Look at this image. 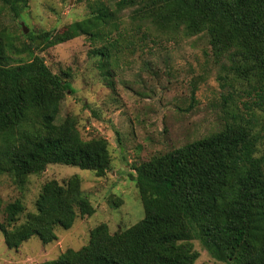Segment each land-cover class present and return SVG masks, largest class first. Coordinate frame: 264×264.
Returning a JSON list of instances; mask_svg holds the SVG:
<instances>
[{
  "label": "trees",
  "instance_id": "1",
  "mask_svg": "<svg viewBox=\"0 0 264 264\" xmlns=\"http://www.w3.org/2000/svg\"><path fill=\"white\" fill-rule=\"evenodd\" d=\"M26 2L0 0L17 17V3ZM92 10L62 33L38 38L48 48L82 36L104 42L92 53L110 76L114 54L125 46L136 50L135 33L145 31L140 43L149 36L154 43L204 36L215 62L226 59L228 72L259 102L244 103L242 110L233 102L236 91L229 92L224 123L215 133L134 168L144 210L139 223L114 234L98 225L87 246L46 264H195V241L218 262L264 264V0H120L114 9L99 2ZM126 10L130 23L120 17ZM12 49L0 32V177L10 176L21 190L50 165L104 177L112 165L107 140L85 141L72 117L57 124L68 83L39 56L13 65ZM24 52L33 53L29 47ZM222 69L217 80L231 90L227 67ZM197 90L193 86V98ZM25 211L21 200L5 208L0 228L10 250L33 237L53 243L57 229L69 230L78 218L95 214L77 175L47 182L35 212L19 224Z\"/></svg>",
  "mask_w": 264,
  "mask_h": 264
},
{
  "label": "rangeland",
  "instance_id": "2",
  "mask_svg": "<svg viewBox=\"0 0 264 264\" xmlns=\"http://www.w3.org/2000/svg\"><path fill=\"white\" fill-rule=\"evenodd\" d=\"M119 1L27 0L17 3L19 17L0 3V32L13 44V65L27 63L34 56L43 58L52 73L61 75L70 86L57 124L72 117L85 141L107 140L112 156L104 177L73 166L50 165L43 173L30 176L23 190L10 176L0 177V226L6 222L8 204L24 203L21 224L26 214L35 212L47 182L61 183L75 175L81 178L82 189L95 208L92 217L78 218L71 229H57L58 239L50 244L33 237L19 249L10 250L0 228V264H46L67 250L87 246L98 225H108L112 234L136 225L144 218V210L134 168L215 133L224 123L229 92L236 91L233 102L242 110L244 103L259 102L228 72L226 59L215 62L204 36L159 43L149 36L140 43L145 31L135 33L136 50L125 46L114 54L107 69L110 76L101 69V57L92 53L104 42L96 45L82 36L48 48L38 38L48 32L62 33L69 25L89 18L99 2L114 9ZM130 16V10L120 15L124 23H130ZM30 35L39 49H34ZM27 47L33 53H23ZM223 65L234 86L231 90H224L217 80L225 74ZM193 86H198L194 98ZM194 246L200 253L195 264H224L214 260L198 241Z\"/></svg>",
  "mask_w": 264,
  "mask_h": 264
},
{
  "label": "water",
  "instance_id": "3",
  "mask_svg": "<svg viewBox=\"0 0 264 264\" xmlns=\"http://www.w3.org/2000/svg\"><path fill=\"white\" fill-rule=\"evenodd\" d=\"M24 30H25V32H26V28L24 27Z\"/></svg>",
  "mask_w": 264,
  "mask_h": 264
}]
</instances>
